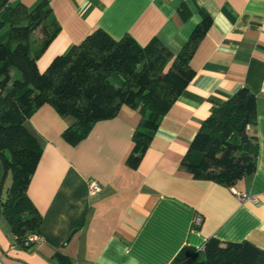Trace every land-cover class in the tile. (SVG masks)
<instances>
[{"label": "crops", "instance_id": "crops-1", "mask_svg": "<svg viewBox=\"0 0 264 264\" xmlns=\"http://www.w3.org/2000/svg\"><path fill=\"white\" fill-rule=\"evenodd\" d=\"M9 1L31 8L40 0ZM49 6L59 31L36 60L40 72L97 28L141 46L159 37L176 54L202 12L211 25L189 62L194 77L135 167L126 162L140 118L135 109L123 106L96 122L76 145L62 136L71 120L50 105L28 118L42 144L27 187L41 216L40 240L19 244L0 212L2 264H171L183 247L199 250L210 238L264 250V0H49ZM241 88L257 102L255 172L231 187L194 179L182 164L191 141L211 107ZM90 180L99 192H88ZM10 182L0 162V197ZM236 193L256 202H241ZM197 215L202 223L195 228Z\"/></svg>", "mask_w": 264, "mask_h": 264}, {"label": "trees", "instance_id": "trees-1", "mask_svg": "<svg viewBox=\"0 0 264 264\" xmlns=\"http://www.w3.org/2000/svg\"><path fill=\"white\" fill-rule=\"evenodd\" d=\"M201 14L176 54L159 37L141 46L128 35L114 39L97 28L40 72L36 60L59 31L49 0L31 8L0 0V162L11 178L0 197V212L19 244L30 247L24 241L38 234L41 222L27 187L42 144L28 127V118L40 106L50 105L71 120L62 136L76 145L96 122L115 117L123 106L135 109L140 118L126 161L135 167L160 120L194 77L189 62L211 25L210 16ZM36 31L41 33L38 39ZM256 118V97L246 88L213 105L183 166L194 179L226 187L252 175L258 156L251 131ZM171 264H264V250L247 241L222 243L210 238L202 251L183 247Z\"/></svg>", "mask_w": 264, "mask_h": 264}, {"label": "built area", "instance_id": "built-area-1", "mask_svg": "<svg viewBox=\"0 0 264 264\" xmlns=\"http://www.w3.org/2000/svg\"><path fill=\"white\" fill-rule=\"evenodd\" d=\"M100 189H101L100 185L96 180H90L88 182V192L90 194H95L99 192ZM236 195L241 202H247V201L252 202V203L256 202V197L248 195L247 193H236ZM193 222H194V226H200V224L202 223V217L200 215L195 216ZM39 240H40V237L38 234H31V235H28V237L24 241V245H33ZM202 250H203V247H201L197 251H202ZM0 264H2L1 259H0Z\"/></svg>", "mask_w": 264, "mask_h": 264}]
</instances>
